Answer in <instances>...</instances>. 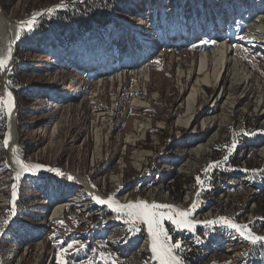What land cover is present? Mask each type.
I'll use <instances>...</instances> for the list:
<instances>
[{
	"label": "rangeland",
	"instance_id": "obj_1",
	"mask_svg": "<svg viewBox=\"0 0 264 264\" xmlns=\"http://www.w3.org/2000/svg\"><path fill=\"white\" fill-rule=\"evenodd\" d=\"M79 1L84 0H0L12 18L36 16L32 30L20 32L7 75L24 155L75 170L123 201L155 194L187 210L196 205L193 217L221 212L264 236V190L250 199L248 189L255 185L233 179L248 175L233 170L245 168L240 165L244 161L255 169L264 166L263 144L257 141L264 133L254 105L260 111L258 94L249 89L256 96L250 110L228 111V121L223 120L227 127L212 146L193 151L211 129L204 118L222 112V100L224 106L250 100L245 88L231 83L228 71L220 89L204 86L195 104V122L187 125V97L198 75H189V70L199 71L201 52L228 41L232 53L264 83V0H118L106 24L94 21L91 28L78 30L67 23L64 28L56 23L39 28L41 17ZM138 52L143 56L135 63L122 62ZM85 55L93 58L92 64L82 61ZM3 73L0 96L6 99ZM230 92L236 99L229 96L232 103L226 102ZM217 93L221 98L212 100ZM7 125V108H0V264H60L61 249L72 241L80 243L64 254L68 264H157L142 248V222L132 228L125 214L98 203L67 175L23 174L14 201L15 177L4 145ZM245 130L256 131L254 140ZM234 140L239 145L232 152L237 154L229 153ZM217 161L221 166L209 168ZM251 207L254 215H249ZM209 220L218 219L209 215ZM205 221L191 229L163 222L170 242H182L175 251L185 264H264V242L252 243L229 226Z\"/></svg>",
	"mask_w": 264,
	"mask_h": 264
},
{
	"label": "bare ground",
	"instance_id": "obj_2",
	"mask_svg": "<svg viewBox=\"0 0 264 264\" xmlns=\"http://www.w3.org/2000/svg\"><path fill=\"white\" fill-rule=\"evenodd\" d=\"M33 16L30 15V17H28V19H26V20H19L16 18H12L11 16H9L7 14V12L0 5V56L6 55L9 48H11V50H12V53H11L12 58L9 61L7 68L5 70H3L4 71V73H3V87H4V89L3 90L6 93V99H7V93L8 92H11L12 96L14 98V108L12 110L11 116L10 117L8 116V125H7L8 128H7L6 135H5V140L6 139L8 140V145L6 146L7 151H8V153H7L8 163H9L10 168L13 172L14 177H15L14 191L16 194H15V196H13V200L15 201L18 198V184H19L23 174L30 173V174L44 175V174H50V173H57V172L49 170V169H57V170H59L60 173H63V175L70 176L73 179H75L76 181H78V183L80 185H82L83 187H85V189L88 192H90L93 195V197L99 196L103 199H108L109 197H112V198H114V200L116 202H118L120 204H128V203H133V202H138V201H147L149 203H157V204H170V205L175 206L176 209L187 210L184 207V205L181 203H174L173 201L162 202L161 200L154 198L155 194H152L150 199L147 197H144V196H140L136 199L132 198L128 201H123L117 195H115L113 193H110V194L105 193L92 180H90L86 176L81 175L79 172H77L75 170H69V169H65L63 167L52 166L50 164L41 163L39 161L30 159L24 155L22 146L20 144V133L18 131V126L16 123L17 122L16 99H15V96H14L12 90L8 87L7 75H8V72L10 71V69L12 68V64L14 63L15 44H16V41H17V39L20 35V32H21V28H20L21 22L27 21V20L31 19ZM142 56L143 55L140 54L139 52L135 53V54L130 53L126 57H122V62L124 64L126 63V66H127V65L131 64L132 62L135 63V61H138ZM91 58L92 57H87V55H85L82 58V61H85V62L90 61V64H92L93 58L92 59ZM199 63H200V67L198 66L199 71H195L194 68H191L189 70V75H191V76L193 74L198 73L196 82L193 84L192 91L190 94H188L189 97H187L188 98L187 113H191L189 118H187L188 119L187 125L189 127H192L193 123L195 122V118H194L195 104H196V101L198 102L199 97L202 96V93L205 91L204 86L205 85H209L211 87L218 86V89H220L221 87H223V85H221L222 84V77H223L224 73H226L228 71L229 72L232 71L231 72V83L236 82V83L240 84V86H242V88H245L247 91L249 89H251L253 92H256V94H258V96H259V99H258L259 107L261 109L259 111L258 104L257 103L254 104V99H256V96H254V94L251 93L250 91H248V94H247V95H251L250 100L247 101L242 106H240L241 104H238V103L234 104V105L232 104L231 106H224V101L222 100V105L220 106V108H222V112L217 113V114L216 113L210 114V116H208V117L206 116L204 118V126L207 127L210 123L211 129H210L209 134L207 135V139L199 142V145L196 144L197 146L192 148L193 151H198V149L199 150L205 149L207 151V149H209L212 146V143L217 138L220 129L222 127H227V123H225L223 120L225 119V121H228V115H229L228 111L229 112L237 111V110H239L238 107H241L245 111L246 110L249 111L250 109L248 106L251 104H254L255 109L258 110V114L260 115L261 118H263L262 123H264V83L260 80V78L256 74V72L253 71V69H251L249 67V65L245 64L241 59H239V57H237L235 54L232 53V50L229 46L228 41H223L218 47H214L210 50H205V51L201 52ZM102 71H105V70H102ZM201 75H203V76H201ZM256 76L258 78H256ZM253 80H255V81H253ZM219 92L222 94V90ZM242 92H244V91H242ZM220 93L215 94L214 96H217V98L213 97L212 100L217 101L219 98H221ZM229 96L232 97L233 100H236L234 97V93L230 92V93H228V98H227L226 102H229V103L233 102L232 100L229 99ZM222 113L224 114V116H222L223 119L220 122V116ZM216 115H218V116L220 115L219 118H217ZM211 140H213V141L211 142ZM262 151L264 152V147L262 148ZM199 154H200V152H199ZM198 158H199V156H198ZM17 159L23 160L25 163H28V164H33V165L40 164V165H44L45 167L42 169H33L32 171H25V170L21 169L20 165L17 163ZM18 172L20 174L19 179H17V173ZM257 190L258 189L255 188V190H252V192H257ZM252 192H251V190H248L247 196L250 199L251 198L255 199V194H253ZM187 195H189V197H188L189 200H187V201L185 200V203H188V208H189V206L191 204L189 202H192L193 194L189 192ZM63 206L64 205L61 204V206L58 209H61V210L64 209ZM108 207H110V206H108ZM110 208H112V207H110ZM254 213H255V210H254V208L251 207L249 210V215H254ZM209 215L210 216L213 215V218H215L217 216V219L220 217H226V215L222 214L221 212L220 213H218V212L213 213V211L208 210L202 215L201 214H199L198 216L194 215V217L191 215L190 220H192L193 223L204 222L208 218ZM226 218H228V217H226ZM230 220H232V219H230ZM209 221H212V220H209ZM139 222H142V221H139ZM142 223L144 225L143 230H144V236H145V241L142 244V248L144 250L149 251L153 257V253L151 251V236H150V233L148 232V226L145 222H142ZM176 255L181 258V256L177 252H176ZM235 256H237V255H235ZM157 264H159L158 261H157ZM183 264H185V263L183 262Z\"/></svg>",
	"mask_w": 264,
	"mask_h": 264
},
{
	"label": "snow or ice",
	"instance_id": "obj_3",
	"mask_svg": "<svg viewBox=\"0 0 264 264\" xmlns=\"http://www.w3.org/2000/svg\"><path fill=\"white\" fill-rule=\"evenodd\" d=\"M65 6V5H61ZM54 9H48V12H53ZM39 15V14H37ZM36 16L34 15L31 19L27 21L21 22V31L27 30L31 31ZM12 50L8 49L7 54L4 56H0V71H3L7 68L9 61L12 58ZM7 108V114L10 117L12 110L14 108V98L11 92L7 93V99L5 97L0 96V108ZM4 145H8V140H4ZM236 141L234 140L229 151H232L235 148ZM227 147V146H226ZM228 160V156L224 157V161ZM17 163L20 165L22 170L32 171L33 169H42L45 166L40 164H28L23 160L17 159ZM219 167L221 166L220 162H215L214 165H210L211 167ZM50 171L57 172L59 175H63L57 169H49ZM207 171V169H206ZM19 172L17 173V179H19ZM68 179H72V177H68ZM198 183H202L199 178H197ZM15 191H13V196H15ZM94 199L100 204H106L113 208L117 213H123L128 217L126 221L132 228L135 227L138 221L145 222L148 226V232L151 236V251L153 253V258L159 262V264H183L182 259L176 255L175 250L180 249L182 247L181 241H171V237L168 234L167 229L164 227V220L167 219L172 222L177 228L182 229H191L193 226V221L190 220V216L192 214V209L195 208L196 205H192V207L188 210L176 209L175 206L170 204H157V203H149L147 201H138L128 204H120L114 200V198L109 197L108 199H103L99 196H95ZM15 207V203L13 201V209ZM10 215H15L14 210L10 212ZM59 223L63 224V221H59ZM205 223L214 225L216 223H220L221 226H229L238 232L241 235H244L247 239H249L252 243L264 242V236H258L252 233V230L247 228L246 225H240L229 218L220 217L217 221H206ZM132 228L129 230L131 231ZM138 230V229H136ZM79 241H72L68 243L67 248L61 249L60 254V264H68V261L64 259V254L68 252L70 249H74V246L79 244ZM80 247H84V245L80 244ZM79 250V249H75Z\"/></svg>",
	"mask_w": 264,
	"mask_h": 264
},
{
	"label": "trees",
	"instance_id": "obj_4",
	"mask_svg": "<svg viewBox=\"0 0 264 264\" xmlns=\"http://www.w3.org/2000/svg\"><path fill=\"white\" fill-rule=\"evenodd\" d=\"M97 2L98 1L96 0L79 1L75 6L70 8L58 10L52 14L47 13L41 17L38 26L39 28H42V30H45L51 23H53V25H63V28L64 26H67V24H71L75 25V28L78 30L81 29L82 26L91 28L94 21H97L102 25L106 24L110 19H113L108 11H113L119 1L108 0V3H106L107 5H98L96 4ZM73 30L74 28L71 29V31ZM73 39L74 38H71V41H73ZM239 55L242 56L241 54Z\"/></svg>",
	"mask_w": 264,
	"mask_h": 264
},
{
	"label": "built area",
	"instance_id": "obj_5",
	"mask_svg": "<svg viewBox=\"0 0 264 264\" xmlns=\"http://www.w3.org/2000/svg\"><path fill=\"white\" fill-rule=\"evenodd\" d=\"M231 115H235V112L233 111ZM229 119V117H228ZM231 119V118H230ZM249 125V124H248ZM256 132V131H255ZM254 131H248V130H245L244 132H242L244 135H247L249 136L250 138L252 137V134L254 135L255 134ZM253 140H254V137H252ZM237 139V138H236ZM236 141V147L239 145L238 143V140H235ZM247 141V140H244L242 141V145L243 146L244 142ZM257 141L260 142V144L262 143L263 145H260V150L262 151V148L264 147V133L263 134H260V137L257 139ZM239 148V147H238ZM235 149V148H234ZM234 151V150H232ZM232 151H230L229 153H232V154H237V153H233ZM240 165H245L243 169L241 168H235L233 170H241L242 172H245L247 173L248 175H246V177H244L243 175L241 176H234L233 179L235 181H241L242 179L245 181V182H248L249 184H252V185H255L254 188H251L252 190H255V188H257V192H261L264 190V172H263V168L264 166H257L258 168L255 169L253 166V164L249 163V162H246L244 161L243 164H240ZM250 168H248V166H250ZM256 165V164H255ZM259 172H262L263 174L262 175H258ZM258 175V176H256ZM224 178V177H223ZM218 181H224V183L226 184L227 181H229V178L228 179H222V178H218ZM221 188V186H219V189ZM250 190V189H248ZM252 192V191H251ZM257 192H252L253 194L257 193Z\"/></svg>",
	"mask_w": 264,
	"mask_h": 264
}]
</instances>
